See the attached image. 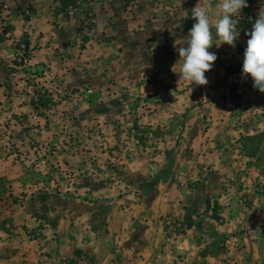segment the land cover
Wrapping results in <instances>:
<instances>
[{"label":"rangeland","instance_id":"rangeland-1","mask_svg":"<svg viewBox=\"0 0 264 264\" xmlns=\"http://www.w3.org/2000/svg\"><path fill=\"white\" fill-rule=\"evenodd\" d=\"M198 2L0 0V264H179L185 221L161 211L191 204L233 219L222 262L264 264V93L242 75L264 0L204 86L174 47Z\"/></svg>","mask_w":264,"mask_h":264},{"label":"clouds","instance_id":"clouds-1","mask_svg":"<svg viewBox=\"0 0 264 264\" xmlns=\"http://www.w3.org/2000/svg\"><path fill=\"white\" fill-rule=\"evenodd\" d=\"M246 7L247 0H219L210 12L208 4L199 0L191 10L192 19L196 22L187 36L174 42L179 54L180 80L187 81L190 85L208 84L205 73L212 69L217 60L216 53L209 49L214 44L217 48L223 44L235 47L240 35L239 17ZM245 35L249 39L244 51L242 75L250 76L253 87L264 93V6L258 12L252 30L245 32ZM175 65L173 72H176Z\"/></svg>","mask_w":264,"mask_h":264},{"label":"crops","instance_id":"crops-1","mask_svg":"<svg viewBox=\"0 0 264 264\" xmlns=\"http://www.w3.org/2000/svg\"><path fill=\"white\" fill-rule=\"evenodd\" d=\"M209 152L210 151H208V153ZM165 199L166 198L163 196V204L161 207L164 209L167 208ZM198 200H205L206 205L208 204L206 196H204V198H198L195 201ZM167 211L175 212V215L182 217L185 221V225H181V228L177 230V235L183 240L181 244L186 248L182 255L183 260L179 264H233V261H230V263L222 262L220 259L221 255L217 254L215 251L217 245L221 244V238L224 231V228L222 227L224 223L228 224L222 215V211L215 208L206 209L205 217H208V220L205 223L201 222L199 225L192 221L193 217L198 218V210L192 204L187 207L168 208L164 212L161 211V214H165ZM137 213L133 215L135 216ZM232 223L233 219L230 218V223L228 225H231ZM111 234H113V232H111ZM144 241L146 242L140 247L146 252L143 255L145 256V260H147L156 249L161 247L163 241L161 240V242H158V239L155 238L154 243L152 240L148 239ZM140 259L145 263V261H143L144 258L140 257Z\"/></svg>","mask_w":264,"mask_h":264}]
</instances>
